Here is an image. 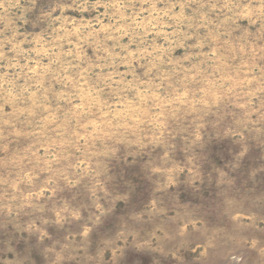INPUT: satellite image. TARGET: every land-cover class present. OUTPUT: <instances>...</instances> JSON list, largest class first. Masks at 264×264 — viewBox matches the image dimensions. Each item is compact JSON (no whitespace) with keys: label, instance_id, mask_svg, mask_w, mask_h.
Segmentation results:
<instances>
[{"label":"rangeland","instance_id":"rangeland-1","mask_svg":"<svg viewBox=\"0 0 264 264\" xmlns=\"http://www.w3.org/2000/svg\"><path fill=\"white\" fill-rule=\"evenodd\" d=\"M0 264H264V0H0Z\"/></svg>","mask_w":264,"mask_h":264}]
</instances>
